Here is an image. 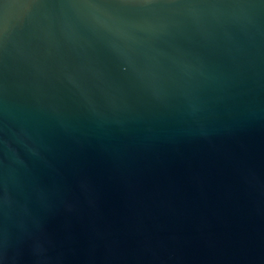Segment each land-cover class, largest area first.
<instances>
[{"label": "water", "instance_id": "water-1", "mask_svg": "<svg viewBox=\"0 0 264 264\" xmlns=\"http://www.w3.org/2000/svg\"><path fill=\"white\" fill-rule=\"evenodd\" d=\"M0 264H264V0H0Z\"/></svg>", "mask_w": 264, "mask_h": 264}]
</instances>
